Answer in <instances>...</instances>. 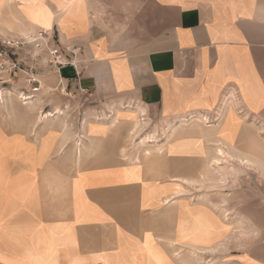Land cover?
Listing matches in <instances>:
<instances>
[{
	"label": "crops",
	"instance_id": "0c3cea01",
	"mask_svg": "<svg viewBox=\"0 0 264 264\" xmlns=\"http://www.w3.org/2000/svg\"><path fill=\"white\" fill-rule=\"evenodd\" d=\"M3 2V20L11 11L17 21L12 29L0 22V38L46 32L53 46L78 49L80 65L58 71L27 59L39 83L27 86L19 73L17 86L33 102L0 109V264H196L195 254L220 241L221 215L189 198L185 180L211 174L220 148L227 160L264 168L256 141L264 135V0ZM224 98H236L237 115L256 125H237L232 111L218 124L198 120L216 117ZM41 110L54 118L41 125ZM100 115L124 129L148 125L155 152L121 160ZM202 213L213 223L208 243ZM239 257L264 264V237Z\"/></svg>",
	"mask_w": 264,
	"mask_h": 264
},
{
	"label": "rangeland",
	"instance_id": "374dc122",
	"mask_svg": "<svg viewBox=\"0 0 264 264\" xmlns=\"http://www.w3.org/2000/svg\"><path fill=\"white\" fill-rule=\"evenodd\" d=\"M18 1L22 3L23 0H4L3 5L6 2L10 6L16 4ZM2 7L0 8V13L3 12ZM12 13L13 12L8 11V14L11 15ZM80 18L84 19V17H80ZM11 20H13L14 23ZM0 22L2 25L11 29L15 26L14 18L9 17L7 18V20H3L0 17ZM38 33H40V31L28 30L24 35H20L17 37L15 35H12L13 37H11V38H16L17 40L21 38L22 39L26 38L29 41V44H26V46H24L19 51V55H18L22 65L26 66L27 68L30 67L26 65L27 64L26 61L28 60L29 62L32 60L31 62H33L35 66L36 64H38V66L41 64V66L44 68L46 67L44 65L49 62V59L53 60V57L50 58L51 56L48 59L47 53L42 51L43 48H35L32 45V43L36 40V35ZM2 40H6V39L5 38L3 39L2 37L0 38V41ZM53 41L54 43H56L57 46L59 45L58 38L54 39ZM34 51L36 52L34 55L35 57L33 56L32 53ZM38 52L40 53L39 56L36 55ZM43 56L46 57L44 58V61H43ZM20 57H23L25 61L21 60ZM52 60L50 61L52 62ZM51 62L49 64V68L51 70H58L57 68L54 67L53 64H51ZM20 79H23V77L9 78L8 76L6 77V75H0V90H4L5 92L9 91L13 94V97L10 101L11 104L8 101L10 100L8 93L5 94V101L6 103L8 102L6 104L7 110L9 111L16 110L13 107V103H12L13 99L19 100L22 105H24L26 102H31V103L33 102V99L24 100L23 95H25V97H29L30 95L23 93V91L26 90L25 88L22 89L18 88L17 84ZM26 80H27V86L31 84L29 78L26 77ZM59 91L61 93V87L57 90V93ZM227 99L228 101L226 102ZM225 102H226V107L227 106L228 107L227 109H225L223 114L225 115V112H228L227 113L228 115L232 111L235 116L233 121H235V123H238L237 125L245 124L244 122L246 123L249 122V124L254 126L256 125V120L252 118L249 119L248 114H244L243 117H239L237 115L236 111H239L240 109L238 108L239 103L237 102L236 98H224L222 104L217 109V112L221 111V109L224 106L223 103ZM5 107L6 106H0V109L6 111ZM68 110L72 112L73 108L71 107ZM71 112H69L67 116H71ZM47 113L49 112H42L41 110L39 113V117L42 114H47ZM61 114H63L62 111ZM220 115H221L220 113L217 115L218 117L217 124L222 120L223 116L221 115L220 117ZM74 116H76V114L73 115V117H71L72 118L71 126L73 128L72 137L74 139V144H76L77 146V144L81 143L80 142L81 135L79 134V132H77L78 126H76V124L73 123L75 118ZM201 116L198 117V120L206 123L208 121L207 115L205 114ZM51 118H54V116ZM51 118H49L48 120H50ZM99 118L103 119L104 121L109 120L108 116H104V115L97 116V119ZM44 122L41 123V125H43ZM108 123L111 125L112 139L115 142H119L121 144V148L119 151L121 160L130 163L131 162L139 163L142 161L143 158L145 159L148 156H150L153 152H155L151 150L149 146L152 144H156L159 141V138L154 137V135L150 133V128L148 125H143L142 122H136L132 125L131 128L124 129L122 125L119 124L117 118L110 119ZM69 124L67 123V125ZM256 135L258 136V139H256V141L260 142L259 150L263 151L264 135L261 134L259 135L257 133ZM256 141H254V143L250 145L254 148L256 147L257 150L258 146L256 144ZM1 147L5 148L6 145L5 142L0 138V148ZM76 151L78 157L79 147H77ZM251 153L255 154L253 152ZM244 154L248 156L246 152ZM257 156L258 159L264 161V158L260 155V153L259 155L257 154ZM224 160H226L225 162L228 163L227 168L222 166H220V169L213 168L215 170H213L211 174L206 173L205 175H202L200 180H194L192 182L185 180L186 189L184 193L189 198H191L193 201H205L207 203H210L211 205L216 207L218 213L221 215V217L220 216L216 217V222H215V229L217 234L216 238L218 240L220 239V241L217 242L216 247H212L208 249L210 251H204L202 248L200 253L195 254L196 264H239L238 263V260L240 259L239 256L250 255L252 253H255L259 248V245L264 237V222L261 214V211L264 208L263 173L258 169H253V167L250 168L242 167L238 164L237 161L231 159L228 160L223 159L221 161ZM199 219H200L199 228L201 231L200 239L202 242L208 243L212 239V229H213L212 219L208 221L207 217H205L203 213L200 215ZM209 231L211 232V234H209ZM228 233H230V235L227 236ZM202 235H205L206 237H202Z\"/></svg>",
	"mask_w": 264,
	"mask_h": 264
},
{
	"label": "built area",
	"instance_id": "2783aa9c",
	"mask_svg": "<svg viewBox=\"0 0 264 264\" xmlns=\"http://www.w3.org/2000/svg\"><path fill=\"white\" fill-rule=\"evenodd\" d=\"M26 44H29V41L24 39L17 40L16 38H9L6 40L0 41V75H6L9 78L16 77L17 74L21 73L27 76L29 78L31 83L38 84L39 81L36 78V67H26L23 66L22 63L19 60V51L26 46ZM32 45L35 48H43L42 51L47 53L48 59L49 57L52 59H49L48 64H50V60H52L51 64L54 65L55 68L58 70H61L66 67H72L77 69L79 67V63L77 62V57L79 55V50L75 48H71L70 46H61V48H57L52 45V42L48 39V34L46 32H40L36 35V40L32 43ZM36 55H40L38 52ZM46 55V54H44ZM35 57V56H34ZM43 56V61H44ZM38 64H36L37 66ZM7 83V82H5ZM32 93H35L38 91L37 88H34L32 90ZM29 97L33 98V95L31 94ZM218 117L214 118H208V121L206 124L211 125L215 122H217Z\"/></svg>",
	"mask_w": 264,
	"mask_h": 264
},
{
	"label": "bare ground",
	"instance_id": "6f19581e",
	"mask_svg": "<svg viewBox=\"0 0 264 264\" xmlns=\"http://www.w3.org/2000/svg\"><path fill=\"white\" fill-rule=\"evenodd\" d=\"M4 14H3V12L2 13H0V17L3 19H5V17L3 16ZM7 15H9L11 18H14V20L15 21H17V14L15 15L14 14V12L10 15V14H8L7 13ZM8 93V95H9V99L10 100H8L9 102L11 101V99H12V97H13V94L11 93V92H9V91H7V92H5L4 90H0V106H7L6 104V101H5V94H7ZM23 97H24V100H31L32 99V97H25V95H23ZM228 101V99L226 100V102ZM226 102L225 103H223V108L221 109V111H220V114L222 115L223 113H224V111H225V109H227V107H226ZM10 104H11V102H10ZM28 104H31V102H26L24 105H28ZM57 113V112H56ZM56 113H55V115H56ZM58 114H61V110L60 111H58ZM54 116V113H47V114H42L40 117H39V123H43L44 121H46V120H48L49 118H51V117H53ZM114 122H115V120H114ZM137 124H139V123H137ZM136 125V124H135ZM132 131V130H131ZM151 141H152V139H151ZM217 153V152H216ZM217 155H220V157H216V159L217 160H214V161H216V162H214L216 165V168L217 169H220V166H221V163H220V161L221 160H223V159H226V158H228V157H230L231 155L228 153V152H226L224 149H222V148H220L219 150H218V154ZM232 157V156H231ZM238 164L240 165V166H242V167H245V168H250V167H253V169H258V170H260L262 173H263V175H264V168H261V167H259V166H257L254 162H252V161H250V160H240L239 162H238ZM201 237V236H200ZM202 237H206L205 235H202ZM209 237V236H208Z\"/></svg>",
	"mask_w": 264,
	"mask_h": 264
}]
</instances>
